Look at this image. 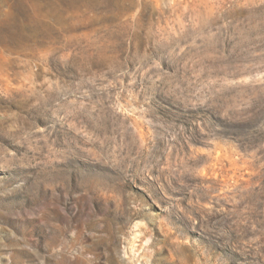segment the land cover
<instances>
[{"label": "rangeland", "instance_id": "obj_1", "mask_svg": "<svg viewBox=\"0 0 264 264\" xmlns=\"http://www.w3.org/2000/svg\"><path fill=\"white\" fill-rule=\"evenodd\" d=\"M0 264H264V0H0Z\"/></svg>", "mask_w": 264, "mask_h": 264}, {"label": "bare ground", "instance_id": "obj_2", "mask_svg": "<svg viewBox=\"0 0 264 264\" xmlns=\"http://www.w3.org/2000/svg\"><path fill=\"white\" fill-rule=\"evenodd\" d=\"M51 244V243H50Z\"/></svg>", "mask_w": 264, "mask_h": 264}]
</instances>
